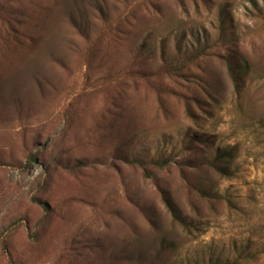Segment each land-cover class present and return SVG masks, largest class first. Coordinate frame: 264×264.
Listing matches in <instances>:
<instances>
[{
	"label": "rangeland",
	"instance_id": "obj_1",
	"mask_svg": "<svg viewBox=\"0 0 264 264\" xmlns=\"http://www.w3.org/2000/svg\"><path fill=\"white\" fill-rule=\"evenodd\" d=\"M263 121L248 0H0V264H264Z\"/></svg>",
	"mask_w": 264,
	"mask_h": 264
},
{
	"label": "trees",
	"instance_id": "obj_2",
	"mask_svg": "<svg viewBox=\"0 0 264 264\" xmlns=\"http://www.w3.org/2000/svg\"><path fill=\"white\" fill-rule=\"evenodd\" d=\"M249 2H251V4L254 5V7L256 9H258L261 13H264V9L262 7H259V1L258 0H248ZM224 17V10L221 11V23H222V26L223 24L225 23V19L223 18ZM205 52V51H204ZM200 55L202 54H196L194 57L195 58H199ZM245 67L247 69H249V67L247 66V64L245 63ZM180 69L178 66H175L174 68L173 67H167V71L169 73H174L176 72V70ZM229 74H230V77L233 81V84L236 88L237 91H241V86H242V77H240V74L239 72L237 71V69L232 65L230 64L229 67ZM247 74V73H246ZM263 124H264V121H263ZM264 127V125H263ZM231 153L230 151L228 150H218L217 154H216V157H215V161L216 162H220V161H224L226 160L227 158L231 157ZM34 161H36V157L34 156H30L29 159H28V163L31 164L33 163ZM137 163H139L140 165L142 166H145L144 162L142 161H136ZM171 159L170 158H166L164 160H156L154 161V164L159 167V168H165L166 166H168L170 163H171ZM214 167L217 169V171H219L222 175L224 176H229L230 175V171L227 167H223V166H220V165H214ZM201 194L202 196L204 197H207L208 194L205 192V191H201ZM167 205L169 207V209L171 210L174 218L179 221L184 227H188L190 224L184 220L180 215L179 213L176 211L175 207L172 205V203L167 200ZM230 202V201H228ZM5 245L4 247L7 248V243L4 241Z\"/></svg>",
	"mask_w": 264,
	"mask_h": 264
}]
</instances>
